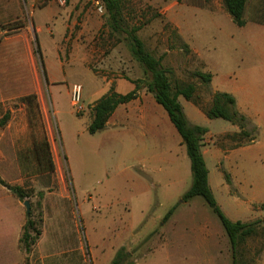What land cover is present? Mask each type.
I'll list each match as a JSON object with an SVG mask.
<instances>
[{
    "label": "rangeland",
    "instance_id": "1",
    "mask_svg": "<svg viewBox=\"0 0 264 264\" xmlns=\"http://www.w3.org/2000/svg\"><path fill=\"white\" fill-rule=\"evenodd\" d=\"M41 1L37 0V4ZM69 1H77L73 7L75 14L72 21H67L70 27L59 49L64 54H60V59H70L69 52L72 53V64H59L52 41L57 42L62 22L67 18L61 8L59 16L51 24L47 23L53 35L49 36L46 27L40 33L45 49L40 50L42 61L47 65H34L32 69L33 77L39 82L38 99L46 108L44 120L50 132L53 171L46 170L45 160L40 170L36 168L37 161L30 145L32 134L22 129L23 110L19 109L18 99L6 102L12 114L3 131L0 128V153L7 159L17 156L21 163L19 172L15 163L0 161V175L11 185L22 176L21 185L29 194L36 217L37 211L43 217V195L48 191L56 192L47 198L50 204L40 244L41 253L55 255L47 258L45 264H110L113 258L110 252L118 248L111 246V241L127 238L131 245L124 249L129 256L122 264H233L229 239L205 200L194 196L187 202H180L192 181L190 160L181 136L152 95L151 101L160 111L150 114L145 124L141 119H133L130 125L126 121L113 127L105 124L94 133L88 132L87 126L91 120L90 104L110 88L125 93L134 87L131 79L145 78L143 64L131 50L132 37H136L143 50L166 70L171 87L193 83L197 104L188 101L203 111L210 104L213 92L210 82H202L195 71L228 73L229 68L236 65L237 71L243 72L259 61L264 63V0H247L243 12L247 20L244 30H239L232 22L222 0H182L192 5H170L173 0H168L167 7L147 0H113V6H109L107 0H67L65 4ZM20 7L11 0L5 5L0 3V31H6L7 37L19 31L13 27L16 24L32 21L29 13H20ZM16 12H19L17 16ZM178 24L195 36V46L200 53L183 38ZM28 75L25 69V79ZM117 78L120 79L116 81ZM253 79L257 95L247 101L244 110L235 108L247 120L243 129L254 134L255 139L230 152L228 159L220 157L215 168L222 173L230 194L239 203H253L251 210L241 209L234 216L228 213L218 195H213L230 219L237 217L242 221L264 220V209L260 207L264 202V74ZM73 83L81 86V111L70 103L69 91ZM256 96L260 99L258 106L254 105ZM178 97L188 123L197 124L186 114L185 98ZM208 119L199 125L213 129L231 125L222 118ZM35 131L41 137L38 122ZM237 141L224 133L214 135L210 142L205 134L202 146L212 143L227 152ZM205 165L207 169L212 167L208 160ZM37 171L39 186L30 180L31 174ZM60 193L67 196L61 198ZM174 205L176 216L171 218V213L164 220V215ZM172 221L188 228L176 231L185 238L182 237L183 254L172 251L173 247L169 251L161 248V225ZM193 222L200 227L206 225L198 231L206 255L187 250L190 244L186 242V235L197 232L190 229ZM125 225L126 229L117 235L116 227ZM168 233H175V230L168 227ZM242 242L235 264L254 261L264 264V223ZM29 254L25 252L24 264H32ZM35 264L43 262L39 258Z\"/></svg>",
    "mask_w": 264,
    "mask_h": 264
},
{
    "label": "crops",
    "instance_id": "2",
    "mask_svg": "<svg viewBox=\"0 0 264 264\" xmlns=\"http://www.w3.org/2000/svg\"><path fill=\"white\" fill-rule=\"evenodd\" d=\"M8 0H0L1 2L5 3ZM54 1V0H53ZM52 0H42L41 5L37 4V0H11V2L15 3L17 6L20 7V13L25 11V13H29L31 16V22L29 24L24 23H18L14 28L17 29V33L13 34L12 36L7 37L6 31H0V117L3 115V113L8 110L10 112L9 119L12 114V110L10 108H6V102L9 100L18 99L19 97L26 95L31 92H35L38 96V89H39V82L38 78L33 77L32 69L34 65H40V58L39 53L37 51V46L41 50V48L45 51L43 43L41 42L40 33L42 31L43 27H46L49 36L53 35V29L51 25H48L47 23H52L53 20L57 16H59L61 8H63V13L66 15V19L63 20L62 24V30H60L57 38V42L55 40L53 41V46H55V49L57 50V58L59 60L60 65L65 64H72V53L69 52L70 59H60V54H62L60 51V42L62 38H64L65 34L67 33V27H70V24L67 23V21H72L71 18L75 14V11H73V7L77 4V1H69L67 4L63 6L56 5ZM151 4H154L156 6H166L169 4L168 0H147ZM192 5V2H184L182 0H173V2H170V5ZM246 8V6H245ZM100 12L101 6L99 7ZM19 12H16L14 15H18ZM14 15H11L10 17H13ZM258 16V14H256ZM86 19L87 17V11H85L83 15ZM213 19V18H212ZM246 20V18H245ZM1 23V21H0ZM237 26V25H236ZM247 26V20L243 26H237L239 30H244ZM178 30L180 34L183 36V38L188 39L189 43L193 47L195 51H199L197 47L195 46L196 38L194 35L190 34L188 30H185V28L180 27V25H177ZM28 28V29H27ZM255 32H258V29L255 30ZM46 39H44L45 41ZM41 52V51H40ZM87 55L85 53L84 58H86ZM46 63V64H45ZM43 65H47L46 61H43ZM208 65V64H207ZM262 65L264 63L262 61H259L258 64L252 65L253 67L246 68L243 72H238L239 69L238 66H234L229 68V72L225 73L222 70L217 71H210L211 72V81L210 86L212 92L215 91H222L230 93L235 98V107L240 111L244 110V108L247 105V101L250 100V98L255 94L257 91L256 88V80L253 79V77H261L262 74ZM27 69L29 75L25 79L24 76V70ZM141 77H137L134 79H138ZM105 79V78H104ZM117 78L116 81H118ZM106 80V79H105ZM109 81V80H108ZM131 90V89H130ZM151 93L147 92L145 88H140L138 91V95L136 98L126 102L119 104L115 107L111 115L108 117L106 121V126H115L118 125L122 121H126L128 125H130L131 121L133 119H141L143 123L145 124L147 122V117L152 114L154 111H160L156 105L152 103V97ZM255 100V106H258V96H256ZM178 100H180V97H178ZM40 102V101H39ZM180 102V101H179ZM184 104L186 106L185 111L187 116L191 119L194 123H201V122H208V118L205 115L203 111H201L198 107H196L192 102L184 99ZM181 104V103H180ZM182 105V104H181ZM19 109L23 110V127L22 129L26 132V134H31L30 128L28 126L27 122V113H26V106L25 104L21 103L19 104ZM41 110L44 119H46V108L43 103L40 102ZM92 104H90L91 108ZM183 107V105H182ZM163 108V107H162ZM166 112V111H165ZM166 116L167 112H166ZM8 119V120H9ZM169 119V118H168ZM7 120V121H8ZM6 121V123H7ZM227 121V120H226ZM5 123V125H6ZM230 126H225L221 129H213L211 127H206L207 133L206 138L210 140V142L213 141L214 135L218 134H224L227 132L236 131L237 127L229 122ZM205 124V123H204ZM4 125V126H5ZM4 126H0V128H5ZM8 126V125H7ZM203 126V125H202ZM32 135H30L31 137ZM49 141H50V132H48ZM12 145H14L13 140L11 139ZM30 145L32 148V138L30 139ZM241 147H245L244 145H239L236 147H230L229 150H226L225 152L221 147L215 146V144L209 143L205 144L204 146H201V153L202 156L206 161L208 160L211 163V168L207 169V181L208 184L213 192V195H218L219 199L223 203H225L228 213L232 215H237L240 213L241 209L244 210H251V205L253 203L248 204H242L239 203L237 198L230 194L229 192V186L227 183H225L223 179V175L219 170H216V162L220 160V157L222 159H228L229 153L241 149ZM1 154V153H0ZM0 156V161H7L8 163H15V166L17 170L20 172L21 169V163L18 161L17 156L16 158H10L7 159L6 157ZM37 168V167H36ZM21 175V173H20ZM230 179H232V174L229 172ZM0 178L4 181L2 178V175H0ZM33 183L36 182V185L39 186V172L37 171L36 174H31V179ZM12 181V180H11ZM16 184L21 185L22 183V176L19 178H16ZM10 182V181H8ZM7 183V182H6ZM9 184V183H8ZM15 184V185H16ZM11 185V184H10ZM50 194H56L54 191H48L45 195H43L42 201H41V207L43 211V217H42V224L43 229L41 228V237L38 240L37 243H35V246H33L28 252L30 253V259L32 264H35V262L40 258L45 264L46 259H51L54 256V254L50 253H41L40 251V244L42 237L45 233V222H46V211L49 201L47 200L48 197H50ZM58 195V193H57ZM59 196V195H58ZM67 196L65 193H60V197L64 198ZM29 201V198H27ZM30 206V201H29ZM32 207V205H31ZM176 208L173 209V212L171 214V218L176 216ZM227 213V212H226ZM225 213V214H226ZM27 217V212L25 209V206L23 205V200L18 199L15 195H13L5 186L0 184V264H24L25 259V251L21 247L19 242V237L22 231V227L25 223ZM233 217V216H232ZM232 220H240L239 218L235 217ZM197 224V225H196ZM206 225H199V223H191V230H196L197 232L193 234H187V243L190 244V248H188V252L195 253L197 255H206L207 250L205 249V245L201 243L200 241V232L198 231L200 229H204ZM126 225L124 227L118 226L116 227L119 231L117 235H119L122 230H125ZM162 231H163V238L161 242V248L171 249L172 251H180L183 254V245H184V237L183 235L179 234L178 230H186L188 229L182 224L174 223L172 221L167 225V223H163L161 225ZM168 227H170V230H175V233H168ZM165 230V231H164ZM183 230V231H184ZM130 233V231H128ZM182 237L184 239H182ZM127 239H120V241H111V246H126L131 245L128 244ZM181 245V246H180ZM117 248V249H118ZM117 249L113 252L111 250V255L114 256ZM26 252V253H28ZM65 253V251H64ZM112 256V257H113Z\"/></svg>",
    "mask_w": 264,
    "mask_h": 264
},
{
    "label": "trees",
    "instance_id": "3",
    "mask_svg": "<svg viewBox=\"0 0 264 264\" xmlns=\"http://www.w3.org/2000/svg\"><path fill=\"white\" fill-rule=\"evenodd\" d=\"M107 2L109 6L114 5L113 0H107ZM246 2L247 0H222V5L225 11L230 16L232 22L237 26H243L246 22L245 17L243 16ZM41 4L43 3H40L39 5ZM105 24H107V22ZM130 46L136 59L143 64L145 78L131 79L130 81L134 84V87L125 93H118L113 90V88H110L106 94L99 97L91 106V120L87 126V130L90 133L101 130L105 126L108 117L111 115L115 107L136 98L140 88L143 87L147 92L151 93L155 101L165 109L169 120L181 136L182 142L186 148V154L190 160L192 181L188 189L181 195L180 202H187L194 196H201L205 200L211 211L217 216L229 239L233 264H235L238 252H240V243H243L242 241H244L246 237L253 235L256 232V229L264 223V220H232L222 211L208 184V170L201 153L202 141L207 132V128L199 124L188 123L178 101V96H182L186 100H190L194 104H197L194 100L193 94L195 86L193 83L188 82L184 84H176L174 87H171L165 73L166 70L158 65L157 60L150 57L143 50L141 43L136 37L131 38ZM37 51L39 53L41 65H43L41 52L38 46ZM194 74L204 83H209L211 80V74L209 72L197 70ZM140 83H142V87ZM18 101L26 106L28 126L32 134L31 151L37 161V169L40 170L41 162L45 160L46 165H48L46 170L53 171L54 166L50 159L51 152L48 129L42 114L38 96L35 92H31L19 97ZM203 111L208 118H222L238 126V130L226 133L231 138L234 137L239 140L235 144H232L231 147L242 145L245 142L249 143L255 139L254 134L243 129L247 120L236 110L235 99L232 94L222 91L213 92L210 104L203 108ZM9 116L10 112L6 110L0 117L1 127L5 125ZM37 122L40 126L41 137H38L35 134V126ZM243 139L246 141H241ZM0 184L5 186L20 200L29 198V194L20 185H10L1 178ZM40 194L41 193H39V196ZM38 205L39 202H37V206ZM260 207L264 209V202L260 203ZM174 208L175 205L168 209L163 217L164 220L170 216ZM41 224V212L37 211L36 217L30 204V209L27 213L19 237L20 245L25 252H28L35 245L41 234ZM128 256L129 252L125 251L124 246H121L115 252L110 264H122ZM130 263L131 262H126V264ZM252 264L258 263L254 261Z\"/></svg>",
    "mask_w": 264,
    "mask_h": 264
},
{
    "label": "built area",
    "instance_id": "4",
    "mask_svg": "<svg viewBox=\"0 0 264 264\" xmlns=\"http://www.w3.org/2000/svg\"><path fill=\"white\" fill-rule=\"evenodd\" d=\"M56 3L60 5H65L67 0H54ZM70 103L73 107L76 108L77 111H81L82 107H80L81 101V86L78 83H73L70 87Z\"/></svg>",
    "mask_w": 264,
    "mask_h": 264
},
{
    "label": "water",
    "instance_id": "5",
    "mask_svg": "<svg viewBox=\"0 0 264 264\" xmlns=\"http://www.w3.org/2000/svg\"><path fill=\"white\" fill-rule=\"evenodd\" d=\"M23 205L25 206L26 212H29L30 206L29 201L27 199L23 200Z\"/></svg>",
    "mask_w": 264,
    "mask_h": 264
}]
</instances>
